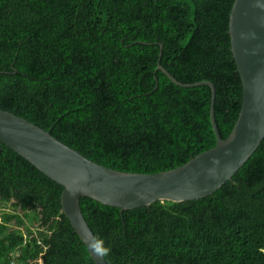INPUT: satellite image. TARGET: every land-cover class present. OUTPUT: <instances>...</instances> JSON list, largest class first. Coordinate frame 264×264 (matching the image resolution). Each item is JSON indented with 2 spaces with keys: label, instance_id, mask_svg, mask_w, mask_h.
I'll return each mask as SVG.
<instances>
[{
  "label": "trees",
  "instance_id": "obj_1",
  "mask_svg": "<svg viewBox=\"0 0 264 264\" xmlns=\"http://www.w3.org/2000/svg\"><path fill=\"white\" fill-rule=\"evenodd\" d=\"M235 1L0 0V110L106 168L176 169L217 144L212 90L158 68L214 84L226 140L243 94ZM62 192L0 142V264H95ZM81 209L108 264H264V141L209 197L130 211L82 198Z\"/></svg>",
  "mask_w": 264,
  "mask_h": 264
},
{
  "label": "water",
  "instance_id": "obj_2",
  "mask_svg": "<svg viewBox=\"0 0 264 264\" xmlns=\"http://www.w3.org/2000/svg\"><path fill=\"white\" fill-rule=\"evenodd\" d=\"M229 35L243 94L239 118L226 140L221 138L215 119L214 84H184L162 66L158 68L180 87L207 85L212 90L211 123L217 144L176 169L148 175L106 168L50 132L0 110V142L63 187V211L95 264L108 263L99 254L102 250L84 218L82 198L122 210L157 202L200 200L229 182L264 141V0H236L230 13Z\"/></svg>",
  "mask_w": 264,
  "mask_h": 264
},
{
  "label": "rangeland",
  "instance_id": "obj_3",
  "mask_svg": "<svg viewBox=\"0 0 264 264\" xmlns=\"http://www.w3.org/2000/svg\"><path fill=\"white\" fill-rule=\"evenodd\" d=\"M1 211H6V212H7V211H10V210H9V208H4V209L1 210ZM5 224H6V223H5ZM6 225H9V228L12 229V230H13V229H16V226H15L16 224H15V223H13L12 227H11V223L6 224ZM16 246L21 247V246H19V244H18V245L16 244ZM16 249H18V248L16 247ZM18 256H19V252H17V251L15 250V255H14V257H18Z\"/></svg>",
  "mask_w": 264,
  "mask_h": 264
},
{
  "label": "bare ground",
  "instance_id": "obj_4",
  "mask_svg": "<svg viewBox=\"0 0 264 264\" xmlns=\"http://www.w3.org/2000/svg\"><path fill=\"white\" fill-rule=\"evenodd\" d=\"M47 16V15H46ZM241 112V111H240ZM240 115V114H239ZM23 119V118H22ZM25 120V119H24ZM27 121V120H26ZM99 165V164H98ZM148 175H152V174H148ZM64 190V189H63ZM62 198V197H61ZM106 206V205H105ZM63 207V206H62ZM111 207V206H110ZM145 207H148V206H145ZM116 208V207H115ZM143 208V207H141ZM120 209L121 211H130L129 209L127 210H122L121 208H118ZM136 209H139V208H136ZM131 210H135V209H131ZM64 212V211H63ZM65 214V213H64ZM67 217V216H66ZM69 220V219H68ZM70 222V221H69ZM71 224V223H70ZM90 228V227H89ZM75 231V230H74ZM92 231V230H91ZM76 233V232H75ZM93 233V232H92ZM77 234V233H76ZM94 234V233H93ZM95 236V235H94ZM79 237V236H78ZM96 238V237H95ZM81 240V239H80ZM97 240V239H96ZM98 242V241H97ZM99 244V243H98ZM100 246V245H99ZM101 248V247H100ZM102 250V249H101ZM105 257V256H104ZM106 259V258H105Z\"/></svg>",
  "mask_w": 264,
  "mask_h": 264
},
{
  "label": "clouds",
  "instance_id": "obj_5",
  "mask_svg": "<svg viewBox=\"0 0 264 264\" xmlns=\"http://www.w3.org/2000/svg\"><path fill=\"white\" fill-rule=\"evenodd\" d=\"M108 252H109V249L105 248V249H103V251L100 252L99 254L103 256V255H107ZM11 257H14V256H11ZM14 258H17V257H14Z\"/></svg>",
  "mask_w": 264,
  "mask_h": 264
}]
</instances>
